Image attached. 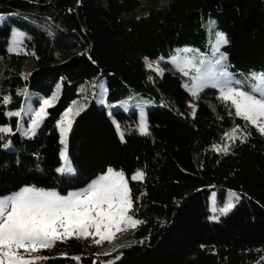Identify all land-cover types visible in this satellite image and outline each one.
Returning <instances> with one entry per match:
<instances>
[{
    "label": "trees",
    "instance_id": "obj_1",
    "mask_svg": "<svg viewBox=\"0 0 264 264\" xmlns=\"http://www.w3.org/2000/svg\"><path fill=\"white\" fill-rule=\"evenodd\" d=\"M16 28L25 37L11 51ZM216 32L228 43L213 55ZM189 44L226 55L221 66L234 73L264 68V0H0V128L11 129L0 132V197L26 186L67 194L115 168L142 221L114 251L70 238L39 251L37 264H264V134L216 87L194 95L170 61L161 75L146 65ZM136 93L145 104H128ZM51 97L33 130L29 107ZM77 99L88 105L65 146L58 122ZM137 171L143 180H131ZM230 189L238 202L212 219L211 195L221 204Z\"/></svg>",
    "mask_w": 264,
    "mask_h": 264
},
{
    "label": "snow or ice",
    "instance_id": "obj_2",
    "mask_svg": "<svg viewBox=\"0 0 264 264\" xmlns=\"http://www.w3.org/2000/svg\"><path fill=\"white\" fill-rule=\"evenodd\" d=\"M212 24L214 27V22ZM215 36L216 50L219 51V46L227 44L228 39L222 32H216ZM224 60L226 55L221 54L215 63L223 65ZM200 63L203 64V60ZM147 67L152 68V65L148 64ZM185 74L187 75V72ZM222 75L226 79L225 85L220 88L221 98L234 106L237 116L250 122L261 134H264V124L260 123L264 118V73L252 74L256 84L252 85L249 91L243 90L242 87L231 86L233 81L226 68ZM235 83L239 84V81ZM256 93L260 95L257 96ZM7 99L5 98V102ZM50 104V100L44 101L45 106ZM72 112L73 109L69 108L65 115ZM44 113L45 108L42 107L36 115L39 118ZM76 114H79V110ZM10 115H19V113H10ZM38 123V119L32 121L33 130ZM71 124V120H68L67 126H64V121L60 122L63 136H67ZM237 130L238 128H234L228 133V138H234ZM139 131L143 135L150 134L147 123L143 121ZM0 132H11V129L0 128ZM121 139L123 140V133ZM216 150L227 149L217 147ZM64 160L66 165H69L66 154ZM68 170H71L70 165ZM58 171L63 172L65 168L62 167ZM143 178L142 171H137L131 176V180H143ZM233 196L237 201L239 200L238 194L233 193ZM234 206L235 204L229 201L218 211L220 215H227ZM133 208L134 201L128 178L123 171L112 168L87 188L67 196L34 186L24 187L8 197L0 198V264H37V261L44 257L28 258L32 253L51 248L57 242L70 238L92 237L96 244L111 241L116 233L123 231L125 227H137L142 223L135 218L134 213L130 214ZM212 210L217 211L215 207ZM212 219L219 220V216H213ZM90 229H94L95 233L93 234ZM75 259L78 260L79 257Z\"/></svg>",
    "mask_w": 264,
    "mask_h": 264
},
{
    "label": "rangeland",
    "instance_id": "obj_3",
    "mask_svg": "<svg viewBox=\"0 0 264 264\" xmlns=\"http://www.w3.org/2000/svg\"><path fill=\"white\" fill-rule=\"evenodd\" d=\"M24 37H25V32L22 29H20V28L14 29L12 36H11L9 49L11 51L19 50L22 46V41H23ZM221 47H222V45L219 46V50ZM215 52H217L216 41L213 45V53L212 54L215 55ZM213 55L204 54L203 52L199 51L196 47H194V45L189 44V45H186L185 47L183 46V47L178 48L176 50V52L173 54H170L167 56H161L160 60H149V59H147L146 65L151 64L152 68H149V67L148 68L153 70L154 72L158 73L159 75H161L164 72L162 60L170 61L175 69L179 70L183 75H185L187 77L188 80L185 81V84L189 87L188 89L192 94H194V93L196 94V93H198L199 90H201L204 87H208V86L216 87L220 91V88L225 85V79L226 78L222 75L225 68H223L221 65H217L215 63L216 59H218V58H214ZM201 60H203V64L200 63ZM34 66H35V61L29 60V62L27 63V71L28 72L31 71V69ZM197 69H199V71H197ZM226 70L230 74L231 81H233L231 86L242 87L243 90H245V91H249L251 89V86L256 84V81L252 78L253 73H256V74L264 73V68L258 69V70H252L249 72H240V73H234V72L230 71L229 69H226ZM186 72H187V75L185 74ZM235 81H239V84H236ZM56 94L57 93H55L54 95H56ZM256 95L259 96L260 93H256ZM130 98H131V101H129L128 104L131 103L133 99L135 101L141 102L140 104L146 103L145 100H143V97H140L137 93L135 96L133 94H131ZM45 100H50L51 104H52L53 97L44 99L43 102L39 105L29 107L28 113H27V121H28L27 123L29 124V126H32L33 120H37V119L40 120L41 116L38 118L36 114L40 111V109L42 107L45 108V111H46L47 107L51 105L50 104L48 106H45L44 105ZM28 101H29V103H32L31 98H29ZM30 105L31 104H29V106ZM87 105H88V103H86L85 101L82 102L81 99H77V100L73 101L71 106L69 107V108L73 109V112L66 116L65 114L67 113V111H68L67 110L63 114V116L61 117L60 121L58 122V128H59V131L61 134V140L63 141L65 146H66V143L68 142L71 130L68 132L66 137L63 136L61 133V130H60V122L64 121V126H67L68 120H71L72 124H73L76 116L78 115V114H76L77 110H79V113H80L83 109H85L87 107ZM187 109L192 114H193L194 109L196 110V101L194 99H189V101L187 102ZM139 111H140V113H139L138 127L140 129V125H141L142 121L146 122L147 126H148V122H147L146 109L144 107H142V105H140ZM260 123L264 124V118L261 119ZM72 124H71V128H72ZM116 125L119 126V123L117 121H116ZM235 136H236V133H235ZM62 154H63V157L65 154L67 155L66 148L62 149ZM140 159L148 160L149 158H148V155L147 156L141 155ZM112 169L116 170L115 168H112ZM116 171H120V170H116ZM106 172L100 174L96 179H98L101 175L106 174ZM135 174H133V175H135ZM126 177L128 178L127 175H126ZM128 182H129V178H128ZM26 187H32V186H26ZM34 187H36V186H34ZM87 187H85V188H87ZM36 188H41V189L48 190V191H55L62 196H67L70 193L79 192V191L85 189V188H83L81 190L70 191L67 194H62L58 190H55V189H47V188H43V187H36ZM233 193L239 195L238 192L230 189L227 191L226 196L224 198V201L221 202V204L218 203V201L215 197L216 193H213L211 195L210 206H211V211H212V217L213 216H220V213L218 210L220 208L224 207L229 201L233 202L234 204H236L238 202L235 199V197L233 196ZM10 195L11 194L1 196L0 198L8 197ZM239 198H240V195H239ZM213 207H215L217 209L216 212H213V210H212ZM130 214H132V213H130ZM136 228L137 227H125L123 231H119L116 233L115 238L113 240L102 242L103 245L106 247L104 252L106 253V252L114 251L115 248H117L119 246V244H128L129 242H131L133 239L132 235L135 232ZM90 231H92L93 234L95 233L94 229H90ZM94 238L99 239V237H94ZM37 253H32L30 255V257H28V258L36 257ZM263 262H264V257L261 260V263H263ZM103 264H107V262L105 260H103Z\"/></svg>",
    "mask_w": 264,
    "mask_h": 264
}]
</instances>
